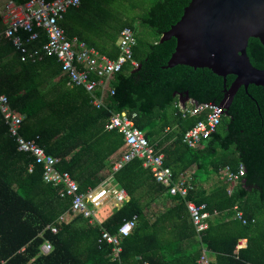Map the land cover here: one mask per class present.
Listing matches in <instances>:
<instances>
[{
    "label": "trees",
    "instance_id": "1",
    "mask_svg": "<svg viewBox=\"0 0 264 264\" xmlns=\"http://www.w3.org/2000/svg\"><path fill=\"white\" fill-rule=\"evenodd\" d=\"M118 1L81 0L60 22L68 36L112 60L119 55L121 30L128 27L135 35L137 66L127 63L114 75L113 95L107 96L100 109L91 105L84 89L67 85L55 58L22 63L12 44L0 37V94L24 117L21 136L26 140L38 137V144L59 160L57 168L69 173L81 192L113 175L129 196L100 225H90L80 216L58 223L70 209L69 200L59 197V187L43 182L40 166L33 165L29 172L33 158L17 150L0 116V264H198L203 250L214 255L211 264H264V87H239L216 132L198 150L187 147L183 135L200 119H182L175 108L178 97L187 94L197 104L221 105L225 88L235 78L227 76L224 87L223 79L207 69L164 68L176 41L159 40L180 20L190 0H154L143 14L116 24L112 33H99L107 25L103 19L113 14ZM137 27L150 29L155 40L136 38ZM92 33L103 39L100 45L88 36ZM246 53L253 67L264 70V46L258 40L248 41ZM122 112L134 116V126L164 156V166L171 169L174 180L186 174L192 178L195 191L187 198L172 196L139 159L113 171L124 139L106 125L113 114ZM240 165L244 177L233 188L219 172L226 166L236 172ZM212 174L220 183L208 191L198 185ZM146 197L154 202L168 200L169 206L153 222L144 213ZM187 201L205 204L215 216L200 237L189 219ZM235 208L245 224L234 219ZM134 215L137 225L121 240L122 252L113 261L111 247L98 244L101 233L116 234ZM51 226L56 233L50 231ZM241 239L247 245L237 250ZM183 242L188 243L185 250ZM45 243L52 248L47 254L41 251Z\"/></svg>",
    "mask_w": 264,
    "mask_h": 264
},
{
    "label": "built area",
    "instance_id": "2",
    "mask_svg": "<svg viewBox=\"0 0 264 264\" xmlns=\"http://www.w3.org/2000/svg\"><path fill=\"white\" fill-rule=\"evenodd\" d=\"M80 4L81 0H25L21 3L6 0L0 5V37L12 44L22 63H37L45 58H55L67 85L84 89L91 98V105L100 109L105 106L103 92L113 95L111 81L114 75L119 73L127 63L132 67L137 66L133 59L136 39L132 29L123 28L117 42L119 55L117 59L112 60L77 37L68 36L60 22L70 9L77 8ZM175 108L182 119H200L186 131L182 138V143L194 150L201 148L216 132L224 116L223 106L211 103L197 104L189 100L183 105L178 102ZM0 116L10 138L16 142L17 150L33 158V163L29 165V172L32 171L33 165L40 166L43 182L59 187V197L69 200L70 209L59 217L58 223H62L69 217L80 216L88 220L90 225H100L102 221L98 213L102 209L110 203L119 207L129 200L126 191L115 182L113 175H108L95 188L81 192L79 185L70 174L61 172L57 168L59 160L47 154L38 144V137L26 140L21 136L20 129L24 117L12 109L5 94H0ZM133 118L134 116L129 117L125 112L116 113L111 116L106 125L107 130H117L124 139L121 156L115 163L113 171H118L133 159H139L156 183L168 187L172 196L187 198L190 192L195 191L192 178L186 174L176 180L173 179L171 169L164 166V156L157 154L144 132L134 126ZM244 173L242 165L236 172L228 166L219 172L221 179L233 188L244 177ZM231 192L232 188L229 194ZM186 208L189 219L200 237L207 230L208 221L212 216L206 210L205 204L196 205L192 201H187ZM234 219L245 224L242 213L236 208ZM137 221L136 215L125 220L116 234L102 231L98 244L100 247L102 245L111 247L110 257L113 261L117 260L122 252L121 240L133 232ZM48 228L52 233L57 232L54 226ZM246 244V240H239L236 249H243ZM51 249L50 243H45L41 247L44 254L49 253ZM204 251L198 263L211 264Z\"/></svg>",
    "mask_w": 264,
    "mask_h": 264
},
{
    "label": "water",
    "instance_id": "3",
    "mask_svg": "<svg viewBox=\"0 0 264 264\" xmlns=\"http://www.w3.org/2000/svg\"><path fill=\"white\" fill-rule=\"evenodd\" d=\"M172 38L175 49L164 68L207 69L224 87L227 76L235 78L225 88L224 115L239 87H264V70L253 67L246 53L250 39L264 46V0H190L159 42ZM178 98L181 105L190 100L187 94Z\"/></svg>",
    "mask_w": 264,
    "mask_h": 264
},
{
    "label": "rangeland",
    "instance_id": "4",
    "mask_svg": "<svg viewBox=\"0 0 264 264\" xmlns=\"http://www.w3.org/2000/svg\"><path fill=\"white\" fill-rule=\"evenodd\" d=\"M154 0H130V1H122L119 0L118 3H115V6L112 7L113 14L108 16V18H104L102 23L107 24L105 26H101L99 33L102 32H110L112 33L114 30V26L118 24L120 21H129L131 19H134L136 16L138 17L140 14H143L152 4ZM6 2V0H0V4H3ZM117 5V6H116ZM138 26V23L136 22L135 24ZM104 27V28H103ZM137 33L138 35L136 36L139 37L140 39H147L150 42H153L155 39L152 38V31L148 28H141L137 27ZM97 42H94L95 45H100L103 41L102 38L100 39H95ZM211 187L214 184L220 183L221 179L215 175L212 174L211 177ZM201 181V180H200ZM142 205L145 208L144 213L146 214L147 217L149 218H154L156 217L161 211H163L167 206H168V200H159V201H150V197H146L142 201ZM115 207H117L115 204L110 203L106 208L102 209L98 213V217L101 221H105L108 217L112 215V213L115 211Z\"/></svg>",
    "mask_w": 264,
    "mask_h": 264
},
{
    "label": "crops",
    "instance_id": "5",
    "mask_svg": "<svg viewBox=\"0 0 264 264\" xmlns=\"http://www.w3.org/2000/svg\"><path fill=\"white\" fill-rule=\"evenodd\" d=\"M1 5V4H0ZM88 36H90V37H92V38H94V39H96V37L97 36H94V34L92 33V35H88ZM58 79V78H57ZM56 79V80H57ZM107 96H108V92H103V100H104V102L106 103V100H107ZM178 102H179V98H178ZM211 180L210 179H208V181L207 182H201V181H199V183H198V185H200V186H202L203 187V189H205V190H210L212 187H211ZM169 206V205H168ZM167 206V207H168ZM157 217V216H156ZM156 217H154V218H150L151 219V221L153 222L155 219H156ZM213 217H215V216H212L211 217V219L213 218ZM241 240H246V239H241ZM246 243H247V241H246ZM187 245H188V243L187 242H183V245H182V247H183V250H185L186 248H187ZM247 245V244H246ZM206 254V256H207V258H208V260L209 261H211V262H214L215 261V257H214V255L213 254H210V252H208V251H204ZM202 253H203V251H202ZM202 253H201V255H202ZM200 259V258H199ZM199 262V260L197 261V263ZM199 264V263H198Z\"/></svg>",
    "mask_w": 264,
    "mask_h": 264
}]
</instances>
